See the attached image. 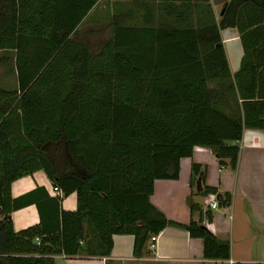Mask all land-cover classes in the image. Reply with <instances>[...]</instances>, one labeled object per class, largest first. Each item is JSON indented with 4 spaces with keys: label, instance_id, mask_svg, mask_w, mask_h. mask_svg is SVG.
I'll list each match as a JSON object with an SVG mask.
<instances>
[{
    "label": "trees",
    "instance_id": "trees-1",
    "mask_svg": "<svg viewBox=\"0 0 264 264\" xmlns=\"http://www.w3.org/2000/svg\"><path fill=\"white\" fill-rule=\"evenodd\" d=\"M99 1L0 0V50L12 52L16 81L15 89L0 88V264L105 257L113 234L131 235L138 255L167 225L202 242L204 261L183 264L227 259V241L201 223L210 221L209 208L188 197L199 217L181 224L149 195L153 180L177 178L194 146L233 169L242 129L264 130V0H227L217 19L208 0H159L170 21L112 16L110 34L91 53L75 34ZM225 28L241 46L234 73L220 40ZM36 170L60 190L50 201L74 193L75 208L58 209V227L39 220L14 231L10 183ZM204 172L191 163V189ZM193 194H212L221 207L231 199L212 186Z\"/></svg>",
    "mask_w": 264,
    "mask_h": 264
},
{
    "label": "crops",
    "instance_id": "crops-1",
    "mask_svg": "<svg viewBox=\"0 0 264 264\" xmlns=\"http://www.w3.org/2000/svg\"><path fill=\"white\" fill-rule=\"evenodd\" d=\"M217 19L222 3L227 0H208ZM166 4L159 0H120L113 4L101 0L88 12L76 28V34H110L112 16L123 23L142 24L170 21L171 15L165 10ZM130 12V13H129ZM89 28L78 32L82 26ZM85 32V33H84ZM220 40L230 73H234L241 58V46L234 28L219 31ZM238 155L235 167L219 166L212 152L201 146H194L191 156L179 160L176 179H155L150 203L163 215L174 222L185 224L190 219L198 220V211H190L187 198L200 205L204 211L209 208L210 221L201 223L219 240L228 243V258L216 260L215 264H236L240 262L264 263V130L243 128L238 141ZM225 162H227L225 160ZM197 163L205 167L201 185L215 187L219 192L230 194L228 206L216 204L214 195H190L199 192L189 187L190 165ZM52 183L41 170L23 175L10 183V196L15 198L10 219L14 231L37 224L39 220L47 227L59 226V210L72 211L75 195L61 196L59 201L48 197L60 196L52 190ZM29 192V193H28ZM28 193L21 198L23 194ZM84 236L94 239L84 230ZM148 240L138 255L132 254L133 238L129 234L111 235V249L108 256L76 255L53 257L54 264H183L204 261L202 242L189 237L181 228L167 225L156 234L155 244L149 247Z\"/></svg>",
    "mask_w": 264,
    "mask_h": 264
},
{
    "label": "rangeland",
    "instance_id": "rangeland-1",
    "mask_svg": "<svg viewBox=\"0 0 264 264\" xmlns=\"http://www.w3.org/2000/svg\"><path fill=\"white\" fill-rule=\"evenodd\" d=\"M89 28L85 25L78 29V32L86 31ZM85 33V32H84ZM109 34H75L78 40L84 42L91 53L98 51L99 45L108 37ZM12 52L8 50H0V88L15 89V73L12 60Z\"/></svg>",
    "mask_w": 264,
    "mask_h": 264
},
{
    "label": "built area",
    "instance_id": "built-area-1",
    "mask_svg": "<svg viewBox=\"0 0 264 264\" xmlns=\"http://www.w3.org/2000/svg\"><path fill=\"white\" fill-rule=\"evenodd\" d=\"M52 190L54 191V192H59V189L58 188H56V187H52ZM209 207L210 208H215L216 207V203L215 202H211L210 204H209ZM155 239H156V234H154V235H150L149 236V238H148V244H149V247L150 248H152L153 246H154V244H155Z\"/></svg>",
    "mask_w": 264,
    "mask_h": 264
},
{
    "label": "water",
    "instance_id": "water-1",
    "mask_svg": "<svg viewBox=\"0 0 264 264\" xmlns=\"http://www.w3.org/2000/svg\"><path fill=\"white\" fill-rule=\"evenodd\" d=\"M195 190L199 191L200 190V178H197L195 180Z\"/></svg>",
    "mask_w": 264,
    "mask_h": 264
}]
</instances>
